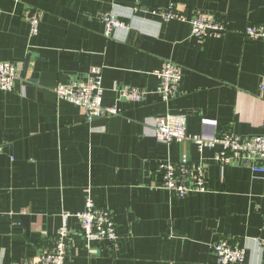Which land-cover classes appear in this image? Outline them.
<instances>
[{"label":"crops","instance_id":"1","mask_svg":"<svg viewBox=\"0 0 264 264\" xmlns=\"http://www.w3.org/2000/svg\"><path fill=\"white\" fill-rule=\"evenodd\" d=\"M171 3L228 29L197 38L188 23L151 14ZM0 8V60L22 75L31 58L27 81L0 90V264L50 249L63 215L84 211L89 197L113 213L119 241L88 243L72 217L67 264H217L212 247L222 238L246 249L242 264H264V174L223 169L218 148L200 153L154 136V120L167 114L187 115L188 133L207 140L225 131L264 136V40L245 36L264 25V0H0ZM33 9L42 16L35 36ZM102 13L129 28L107 38ZM168 61L182 67L183 81L162 102L156 72ZM94 67H103L104 106L122 113L89 122L54 88L86 80ZM117 86L149 94L142 103L118 101ZM184 154L208 164L209 191L176 199L161 188L158 163Z\"/></svg>","mask_w":264,"mask_h":264},{"label":"built area","instance_id":"2","mask_svg":"<svg viewBox=\"0 0 264 264\" xmlns=\"http://www.w3.org/2000/svg\"><path fill=\"white\" fill-rule=\"evenodd\" d=\"M21 1V0H18ZM1 14V8H0ZM151 14L162 21L172 20L188 23L192 29V36L205 38L220 36L227 31L226 22L215 16L194 12L188 15L175 3L166 8L152 10ZM105 25V36L111 38L115 30L128 29L129 26L119 20L112 13L100 14ZM42 16L39 10H31L29 23L31 35L40 31ZM245 36L250 40H264V25L249 26ZM159 85L156 94L162 102H169L178 95L183 81V69L180 65L168 61L156 72ZM19 68L10 62L0 60V90L13 92L16 82L20 79ZM260 92L264 94V78L261 80ZM54 92L59 99L66 100L79 106L88 113L89 122L99 118H111L122 113L118 105L106 107L103 104L105 88L103 87V67H94L86 80L70 84H57ZM118 101L142 103L149 91L140 87H116ZM188 117L184 114H167L154 120V136L158 142L171 144L174 142H191L202 153L206 149L218 148L215 162L223 169L228 166H248L254 175L264 174V167L260 162L264 160V136H241L231 131H225L213 139L207 140L200 136H193L187 130ZM264 125V123H263ZM208 164L192 162L184 154L179 163L161 161L158 170L162 174L161 188L167 190L172 198L186 199L195 194L209 191L207 181ZM78 220L81 234L88 243L109 241L118 244L119 235L113 213L97 206L89 197L85 210L62 217V225L51 238V248L32 259L23 260L17 264H67L71 243L70 218ZM217 258V264L244 263L246 249L239 244L222 238L212 247Z\"/></svg>","mask_w":264,"mask_h":264},{"label":"water","instance_id":"3","mask_svg":"<svg viewBox=\"0 0 264 264\" xmlns=\"http://www.w3.org/2000/svg\"><path fill=\"white\" fill-rule=\"evenodd\" d=\"M30 62H31V58H30V56H28L26 61H25V65L23 67L22 75H21L22 79L25 80V81H27L26 79H27V74H28Z\"/></svg>","mask_w":264,"mask_h":264}]
</instances>
